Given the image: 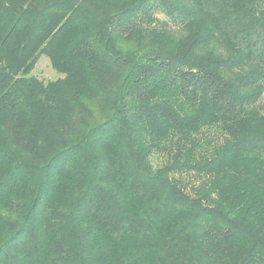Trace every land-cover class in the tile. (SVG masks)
<instances>
[{
  "label": "trees",
  "instance_id": "trees-1",
  "mask_svg": "<svg viewBox=\"0 0 264 264\" xmlns=\"http://www.w3.org/2000/svg\"><path fill=\"white\" fill-rule=\"evenodd\" d=\"M0 264H264V0H0Z\"/></svg>",
  "mask_w": 264,
  "mask_h": 264
},
{
  "label": "rangeland",
  "instance_id": "rangeland-1",
  "mask_svg": "<svg viewBox=\"0 0 264 264\" xmlns=\"http://www.w3.org/2000/svg\"><path fill=\"white\" fill-rule=\"evenodd\" d=\"M33 74L46 81L54 80L61 76L58 71H56L50 62V59L46 55H41L33 69Z\"/></svg>",
  "mask_w": 264,
  "mask_h": 264
}]
</instances>
